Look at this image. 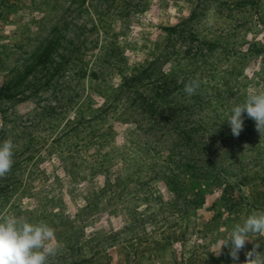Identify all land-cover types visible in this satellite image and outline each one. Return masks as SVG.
<instances>
[{"label": "rangeland", "instance_id": "1", "mask_svg": "<svg viewBox=\"0 0 264 264\" xmlns=\"http://www.w3.org/2000/svg\"><path fill=\"white\" fill-rule=\"evenodd\" d=\"M261 91L264 0H0V221L51 226L48 264H233L264 133L225 121Z\"/></svg>", "mask_w": 264, "mask_h": 264}, {"label": "clouds", "instance_id": "2", "mask_svg": "<svg viewBox=\"0 0 264 264\" xmlns=\"http://www.w3.org/2000/svg\"><path fill=\"white\" fill-rule=\"evenodd\" d=\"M199 88L198 81L184 86L185 93L192 96ZM253 119L257 130L264 133V91L247 95L243 103L232 106L225 122L234 136L243 130L244 115ZM14 143L11 139L0 142V177L10 171L14 163ZM256 236L264 241V211L248 214L242 222L235 223L231 230L219 237L214 255L227 247L233 264L239 259V252L247 242ZM259 244L245 253L244 264H264V251H256ZM59 242L55 231L45 222L31 223L15 216L0 221V264H48V258L55 256Z\"/></svg>", "mask_w": 264, "mask_h": 264}, {"label": "trees", "instance_id": "3", "mask_svg": "<svg viewBox=\"0 0 264 264\" xmlns=\"http://www.w3.org/2000/svg\"><path fill=\"white\" fill-rule=\"evenodd\" d=\"M136 79V77H132L129 81H134ZM127 81L124 82V84L126 83Z\"/></svg>", "mask_w": 264, "mask_h": 264}]
</instances>
